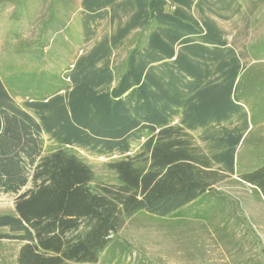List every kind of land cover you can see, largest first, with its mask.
Masks as SVG:
<instances>
[{"label": "trees", "instance_id": "1", "mask_svg": "<svg viewBox=\"0 0 264 264\" xmlns=\"http://www.w3.org/2000/svg\"><path fill=\"white\" fill-rule=\"evenodd\" d=\"M79 7L85 43L107 17L125 12L127 20L76 58L68 83L47 71L11 76L7 85L0 77V192L18 194L31 183L14 211L0 214V241L21 244L16 264H93L134 215H181L234 174L250 123L243 56L211 17L231 18L235 0H81ZM134 31L137 43L115 66L114 51ZM198 130L205 149L191 134ZM44 136L54 145L47 152ZM76 149L125 155L107 164L115 183L97 181ZM239 178L264 198V164Z\"/></svg>", "mask_w": 264, "mask_h": 264}, {"label": "rangeland", "instance_id": "2", "mask_svg": "<svg viewBox=\"0 0 264 264\" xmlns=\"http://www.w3.org/2000/svg\"><path fill=\"white\" fill-rule=\"evenodd\" d=\"M80 1L0 0V77L6 85L11 76L41 71L56 74L68 83L66 74L76 58L113 34L119 20H127L125 12L114 22L107 17L99 23L94 38L85 43L79 21ZM126 1L130 0H119ZM235 4L239 11L231 18L211 16L229 45L243 56L246 68L240 90L249 94L245 110L250 123L235 151L234 174H225L179 216L134 215L93 264H264V198L260 200L253 187L239 178L264 164V0H235ZM138 38L139 33L132 32L114 51L115 66L124 61ZM12 91L27 94L23 89ZM15 100L20 104L22 97ZM191 134L205 149L200 140L203 131ZM43 140L44 152L54 147L46 136ZM136 150L134 144L126 155ZM76 152L97 181L115 183V173L107 164L125 155L100 156L81 149ZM30 188L28 183L18 194L0 192V214L12 213L17 196ZM20 245L14 240H1L0 264H16Z\"/></svg>", "mask_w": 264, "mask_h": 264}]
</instances>
